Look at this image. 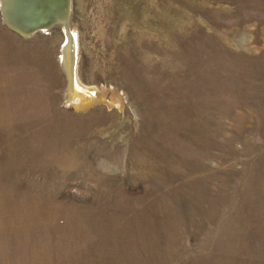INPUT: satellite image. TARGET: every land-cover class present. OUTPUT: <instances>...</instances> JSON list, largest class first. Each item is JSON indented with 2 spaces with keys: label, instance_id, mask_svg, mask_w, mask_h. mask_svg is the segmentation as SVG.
I'll return each instance as SVG.
<instances>
[{
  "label": "rangeland",
  "instance_id": "obj_1",
  "mask_svg": "<svg viewBox=\"0 0 264 264\" xmlns=\"http://www.w3.org/2000/svg\"><path fill=\"white\" fill-rule=\"evenodd\" d=\"M0 11V264H264V0ZM69 65V59L67 61Z\"/></svg>",
  "mask_w": 264,
  "mask_h": 264
},
{
  "label": "bare ground",
  "instance_id": "obj_2",
  "mask_svg": "<svg viewBox=\"0 0 264 264\" xmlns=\"http://www.w3.org/2000/svg\"><path fill=\"white\" fill-rule=\"evenodd\" d=\"M28 1V0H26ZM39 0H30L26 2V6L28 7H36L38 5ZM47 0H44L46 2ZM59 2L61 0H58ZM21 4V2H19ZM42 4V2H41ZM25 5H22L24 7ZM62 6L58 5L55 6L54 12V20L55 23L51 25L50 27L54 25H60L64 31L67 33L65 43L62 45L61 52H62V57L60 56V65L61 68L63 69L66 78H67V88L64 93V98H65V103L72 105L75 109H79L84 107L86 104H89L88 102H94V100L97 98L98 94L96 90L91 89L89 87H85L83 85H80L76 83V77H75V63H76V53H75V36L71 32L69 33L67 28H68V16H69V7H68V12L65 13V16H63V12L59 11L57 14V9ZM1 7V6H0ZM43 7L45 9V4H43ZM9 16L12 18L13 14L9 13ZM6 21L8 16H3ZM14 22V21H12ZM6 24V23H5ZM10 29L14 31H20L21 33L26 34V31H22L24 28L23 23H20L22 28H19L17 26H12V24L8 23L6 24ZM69 59V65L67 63Z\"/></svg>",
  "mask_w": 264,
  "mask_h": 264
},
{
  "label": "water",
  "instance_id": "obj_3",
  "mask_svg": "<svg viewBox=\"0 0 264 264\" xmlns=\"http://www.w3.org/2000/svg\"><path fill=\"white\" fill-rule=\"evenodd\" d=\"M28 1L0 0V6H1L0 11L3 22L6 24L8 22L12 24V26L14 25L19 28H22L20 23H23L24 28L22 29V31H26L25 32L26 34L21 33L20 31H16V32H19L20 34L26 37L38 31L45 32L47 31V29L51 28L50 26L55 23L54 20L55 13H53L55 6L62 5L57 9V14L59 11H61L64 13L63 16H65V13L68 12L69 0H61L60 2L58 0H47L46 2H44V0H39L38 5L36 7L26 6V2ZM19 2H21V4H19ZM43 4H45V9L43 7ZM22 5L25 6L22 7ZM9 13L13 14L12 18L9 16ZM4 15L8 16L7 21L3 17ZM66 17L67 15L65 16V18ZM61 48H60V53H61L60 56L62 57Z\"/></svg>",
  "mask_w": 264,
  "mask_h": 264
}]
</instances>
